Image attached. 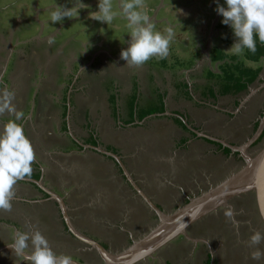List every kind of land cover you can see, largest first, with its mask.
Wrapping results in <instances>:
<instances>
[{
    "label": "crops",
    "instance_id": "obj_1",
    "mask_svg": "<svg viewBox=\"0 0 264 264\" xmlns=\"http://www.w3.org/2000/svg\"><path fill=\"white\" fill-rule=\"evenodd\" d=\"M74 2L37 0L33 5L14 0L0 6V74L8 70L1 76L3 81L0 77V93L8 90L13 94V105L24 114L18 123L24 126L36 153L32 175L14 186L11 211H0V264H27L15 257L7 244L13 242L17 231L33 230L41 231L56 253L70 255L74 264H113L87 240L98 242L117 256L132 245L134 237L157 224L159 216L148 200L172 213L187 195L196 197L221 182L213 175L216 170L200 165L204 163L200 153L203 140L187 133L186 142L180 140L177 146L171 125L167 127V120L159 118L163 115L155 119L145 116L147 107L132 119L130 79L149 104L156 89H167L166 79L156 71L152 73L153 89L147 79L151 74L144 71L148 66L134 70L120 59L130 34L123 41L126 36L121 35L122 27L116 21L109 29L107 23L89 17L98 10L99 0H83L87 8L76 18L50 22L51 10L58 5L72 7ZM119 3L113 2L117 11ZM49 36L55 37L52 45L47 43ZM53 61L64 63L63 73L53 69ZM107 78H113L116 87H106ZM174 87L169 86L170 94ZM186 98H178L173 108L184 111L181 116L185 122L190 123V118L197 123L199 105L196 108ZM214 104L220 110L226 103ZM258 104L263 108L264 98ZM224 106L231 112L227 104ZM116 108L122 112L123 121L116 117ZM205 114L209 120L214 118L211 110ZM9 119L14 117L0 115V130ZM144 213L156 215V220L148 218L146 225L155 224L145 229L140 227ZM126 222L140 228L132 229ZM91 229L99 238L89 236ZM152 260L151 264H156V257L137 264ZM178 261L173 262L189 263L185 257H178Z\"/></svg>",
    "mask_w": 264,
    "mask_h": 264
},
{
    "label": "rangeland",
    "instance_id": "obj_2",
    "mask_svg": "<svg viewBox=\"0 0 264 264\" xmlns=\"http://www.w3.org/2000/svg\"><path fill=\"white\" fill-rule=\"evenodd\" d=\"M13 1L14 0H0V6L12 3ZM36 1L37 0H25V2L33 5L36 4ZM112 2H114V0H112ZM143 2L145 4L143 11L154 22L155 30L163 33L165 28L171 26L175 32V36L169 45V55L166 58L161 59L159 57H153L144 64L145 66H148L144 69L145 73L151 74V76H147L149 86H153V89L155 87V77H152V73H155L156 71L159 77L166 79L167 89H156L154 98L149 104L141 98L142 96L140 95L138 84L133 86V79H130L129 83L132 88L130 90L129 103L131 105L130 115H132V119L135 117L138 118V115L145 107H147L144 114L145 116H150L155 119L156 115H163V117L159 118H165L167 120V127L168 125H171V137H174L173 142L178 146V141L183 140L186 142L188 137L187 135L185 137L179 135V133H182L180 130H186L192 136L200 137L197 133L198 131L194 127L199 128L201 127V124L195 122L188 124L185 122V119L181 116V114H184V111L173 108V104H176V102L178 103L179 99L187 97L186 99L190 101L188 103L193 104L196 108L199 105L200 110H202V108H207L208 112L211 110L214 114L212 120L203 116V118L207 119L206 128L208 127L207 130L212 133L216 132V135L219 131L220 133L223 132L224 136H215V138L218 137L220 139L222 144L213 141L214 139L212 137H201L202 139H200L203 140L204 143H208L210 146H215L217 144L216 147H222L225 151L219 156V153L217 152L211 153V157L204 162V167L207 166V169L209 170L218 169V167H220L218 177H216V173H213L218 180H226L229 177H234L238 174L241 165L245 164L237 158L239 153L235 152V148H244L248 146L245 150L247 151L246 155L249 153L254 154L257 149H261L264 145V138L254 146L252 145L254 143H252V141L256 139L260 129L258 130V128L255 127L253 120H250L247 123L244 132L240 134L242 139L236 140L239 141L236 143L229 142V139L232 138V134H236L237 127L241 126V122L243 123L242 119L247 120L251 117V111L249 110L248 112H245V114H243L244 112H241L239 115L238 112L240 108H234V110L231 109V112L225 111L224 105L226 104H223L219 110V105H215L214 103L227 99H230L231 101V98L237 96L238 101L235 104H240L241 108L248 109L250 104L254 103L255 96H258L256 99L257 102H261L262 98H264L262 88V86L264 87L263 52L258 51L257 48L255 53L245 49L243 55L238 56L229 51L236 38L230 26L222 24L221 21L223 17L216 12L218 3L223 4L224 0H143ZM113 6L115 9L116 6L114 4ZM114 21H116V24L121 25L122 29L120 33L122 36H126L123 37L122 40L127 41L126 38L130 31L127 27L128 21L124 19L122 15H117ZM111 25H107V27L111 29ZM260 54L261 57H259ZM53 62L56 65L53 69L63 73L65 69L64 63L60 61ZM243 65L246 67L249 66V68H251L250 66L252 65L253 69H245L243 68ZM139 68H141V66ZM132 69L137 70L138 68L133 67ZM6 71L8 70L4 69L3 72H1L2 74H0V77ZM78 73L79 72L72 75L69 78V81L72 82L73 78ZM1 80L3 81L2 77ZM79 80L81 81V79ZM112 80L111 78L105 80L106 87H116L114 82H111ZM169 86L176 87L172 90V94L169 93ZM139 100L140 103H138ZM182 106H184V103H182ZM195 110L196 109H194V111ZM207 111L204 112L208 113ZM218 112H220L219 115L216 114ZM234 112L236 115L233 114ZM198 114L201 115L200 112H198ZM116 117L119 118L120 121H123L122 112L119 108H116ZM189 121L191 122L190 118ZM199 121L202 123L201 120ZM175 125L179 126V129H177L178 127L176 128ZM245 136H247V138ZM226 145H233L234 147L232 148L234 149L229 148ZM159 146L163 147V145L158 144L157 147ZM251 146L253 147L251 148ZM218 157L219 159L217 160ZM212 161H214V163L216 161L218 166L216 165L215 167H212L210 164ZM203 193H200L198 196H202ZM154 196L158 197L157 194H154ZM140 203L145 206L142 201ZM246 212V215H249V217L246 219L248 224L245 225L248 226L245 230V236L241 232L242 228H240V225L237 229L234 228L232 231H226L222 227H215L216 245L226 246V248L230 249L231 253L233 251H242L244 249L243 253L245 258L247 257L250 262L253 264H264V259H261L259 262L251 259V253L256 249L255 247L249 246V237L255 231L264 232L262 218L259 215V211L254 208L253 211L251 208V211ZM252 213L257 217L258 227H255L252 222ZM217 223L220 224V222ZM241 223L243 224L245 222ZM126 225L128 226V224ZM104 234L108 235L107 233ZM140 234L141 233L138 235ZM207 242L211 244L210 240ZM166 246H169V244ZM60 247L63 248V245L61 244ZM217 247L218 246H215L213 251H216ZM259 247L264 248V243ZM54 249L59 250L60 248ZM178 257L183 258L184 255L179 254ZM232 258L237 260L235 257ZM160 259L158 260L160 261ZM157 261L155 262L156 264H158ZM151 263H153V260L150 264ZM239 263L249 264L245 259L239 260ZM228 264H232V262H228Z\"/></svg>",
    "mask_w": 264,
    "mask_h": 264
},
{
    "label": "clouds",
    "instance_id": "obj_3",
    "mask_svg": "<svg viewBox=\"0 0 264 264\" xmlns=\"http://www.w3.org/2000/svg\"><path fill=\"white\" fill-rule=\"evenodd\" d=\"M97 7V11L89 13L93 20L111 25L117 15H122L128 21L130 39L128 46L122 49L120 59L129 68L143 66L153 57L163 59L169 55V45L175 32L171 26L165 28L163 33L156 31L154 22L143 11V0H120L118 11L114 9L112 0H99ZM84 8L87 5L83 0H75L72 7L58 5L50 11V22L62 23L65 18H76ZM216 12L223 17L222 24L230 26L236 38L229 49L232 54L243 55L245 49L255 53L257 38L264 44V0H224L223 4L218 3ZM47 43L54 44L55 37L49 36ZM12 95L8 90L0 93V115L8 113L14 117L0 130V211L5 212L12 209L15 184L32 175L31 165L36 159L33 143L26 135L24 126L18 123L24 114L13 105ZM224 215L233 219L231 210H226ZM260 215L264 216V209H261ZM183 227L186 225H181ZM262 243L264 232L255 231L249 237V246L256 249L251 253L253 261L264 259V248L259 247ZM7 247L15 257L27 264H74L70 255L56 253L39 230L17 231L13 242ZM160 261L174 264L168 260Z\"/></svg>",
    "mask_w": 264,
    "mask_h": 264
},
{
    "label": "flooded vegetation",
    "instance_id": "obj_4",
    "mask_svg": "<svg viewBox=\"0 0 264 264\" xmlns=\"http://www.w3.org/2000/svg\"><path fill=\"white\" fill-rule=\"evenodd\" d=\"M248 87H249V85H248ZM237 101H238V97L235 96L234 98H231V101H230V99H227V100H224L223 102H225L227 104V106H229L233 110H234V108H237V109L240 108V110L238 112L239 115L241 114V112H244L243 114H245V112H247V110H250L253 113L252 116L254 115V119H252V118H248L247 120L242 119L243 123L241 122V126L237 127L236 134L235 133L232 134V138L229 139V142H233V143L239 142L236 140L242 139V136H240V134L244 132V129L247 126V123L250 120H253L255 127L258 128V130L260 129L258 135L256 136V139H254L252 141V143L254 142L252 144L254 146L258 142H260L261 139L264 138V125H263L264 107L262 108V106L260 104H258L257 101H255V104L254 103L250 104L249 108L245 109V108H241L240 104H235ZM198 112H200L201 115L198 114ZM233 114L236 115V113H233ZM196 116L198 117L197 118V120H198L197 124H201V127L197 128V129L202 131V132L201 131L197 132L198 135L200 136L197 138L198 139H200L201 137L208 138L213 134L214 135L213 141H215L216 143L222 144V142L220 141V139L218 137L215 138V136H224L223 132L220 133V131H219L220 129L218 130L219 132L216 135V132L212 133L209 130H207L208 127L206 128V126H205V128H204L203 116L204 117L206 116L205 112H203L199 109L198 111H196ZM199 120H201L202 123H200ZM190 123H193V122L191 121ZM206 125H207V123H206ZM181 132L182 133H180V135L182 137L186 136V134L188 133L186 130H183V129ZM245 137L247 138V136H245ZM202 145H204L202 147L203 151L200 153H202V156L204 158V162H206L208 160V158L211 157V153L217 152V153H219L218 154V156H219L223 153V151H225V149L222 147H218V146L216 147L217 144L215 146H210L208 143L205 142ZM226 146H228L229 148L234 147L233 145H226ZM238 146H239V144H238ZM253 146H251V148ZM247 147L248 146H246V148ZM232 149H234V148H232ZM235 152L239 153L237 158H239L240 161L245 163L246 162L245 153L247 151H245L243 153L242 151H238L237 148H235ZM218 159H219V157L217 158V160ZM199 163H201V162H199ZM210 164L212 167H215L217 165V162L215 161V163H214V161H212ZM200 165L204 166V163L200 164ZM204 168L207 169V166ZM213 170H216L218 172V171H220V167H218V169H213ZM123 171L125 173L124 169H123ZM218 176H219V172L216 173V177H218ZM204 186L206 187V184ZM190 194H192V193H190ZM192 196H194V195L193 194L191 196L187 195L186 199H181L180 200L181 204H179V205L183 206V205H186L187 203H189L191 201V199L195 197V196L194 197H192ZM229 202L232 206H230V207L221 206V207H219V209H217L216 212H210V213L206 214L205 216L202 217V219L197 220L190 227H188L186 233H181L178 237H176L174 240H172L169 243V246H165V247L158 249L156 252L157 257H159L158 259L161 258L162 260H168L170 262L175 261L178 263V256L177 255H179V254L184 255L185 254L184 257L189 261L188 264H193V263L194 264H228V262H231V261L239 263V260H244V259L246 260V262H249V264H253L252 262H250L248 260L247 257L245 258V255L243 253L244 249L242 251L237 250V251H233L231 253L230 249L226 248V246L216 245L217 243L215 242V234H216L215 227H222L226 231H228V230L232 231L234 228L237 229V227H239V225H240V228H242L241 232L244 235L245 230L247 229V226H248V225H245V224H248L246 222V219L249 217V215H246V213H247L246 211H251V208H252V211H253V208L258 210V208H256V207H258V205H257V194L254 190H249L248 192L243 191L240 194L233 196L231 199H229ZM179 205H176V207H174V208L178 209L180 207ZM226 210H231L233 212V219H228L225 217L224 213ZM153 215H150L148 217V215L146 213H144L143 214L144 219H143L140 227L143 225V229H145L146 226L147 227H151V225L153 226L155 223H153V224L150 223V224L146 225L147 221L149 222V220H150L148 218L152 219V218L156 217V215H154V216ZM256 218L257 217L252 213L251 214L252 222L255 225V227H258L257 226L258 221ZM157 221H156V223H157ZM93 222H96V221H93ZM217 222H220V224H218ZM241 222H245V223L242 224ZM229 223H230V225H229ZM126 224H128V222H126ZM217 225H219V226H217ZM241 225H243V226H241ZM128 226L131 227L132 229H134L135 227L140 228L138 225H135V226L133 224L131 225V223H130V225L128 224ZM120 227H122V226L115 227L114 230L120 229ZM92 231H89V236H91L95 239L99 238L98 235H96L98 232H94V231L92 232ZM227 236H228V234H227ZM130 239L132 240V238H129V240ZM209 240H210L211 244H209L207 242ZM215 246H218L217 250L213 251ZM213 252H216V253H213ZM232 257H235L237 259V261L235 259H233ZM257 262H259V261H257Z\"/></svg>",
    "mask_w": 264,
    "mask_h": 264
},
{
    "label": "water",
    "instance_id": "obj_5",
    "mask_svg": "<svg viewBox=\"0 0 264 264\" xmlns=\"http://www.w3.org/2000/svg\"><path fill=\"white\" fill-rule=\"evenodd\" d=\"M237 150L244 152L246 147L237 148ZM245 160V164L234 177L221 180L202 196L192 198L189 203L180 206L172 213L164 212L147 198L156 210L159 220L148 232L139 235L140 237H134L132 245L119 255H111V252L94 240L88 239L87 241L97 248L103 258L112 259L113 264H137L147 257H156L158 249L169 244L181 233H186L188 227L206 214L216 212L221 206H232L229 199L243 191L254 190L256 192L260 215L261 209H264V145L254 154H245ZM260 217L264 224V216L260 215ZM181 225H186V227L181 228Z\"/></svg>",
    "mask_w": 264,
    "mask_h": 264
},
{
    "label": "trees",
    "instance_id": "obj_6",
    "mask_svg": "<svg viewBox=\"0 0 264 264\" xmlns=\"http://www.w3.org/2000/svg\"><path fill=\"white\" fill-rule=\"evenodd\" d=\"M257 49H258V51H261V52H263L262 54H264V44H261L259 41H258V38H257V47H256ZM259 57H261V54L259 55ZM251 67V66H250ZM243 68H245V69H253L252 67L251 68H249V66L248 67H246L245 65H243ZM171 264V263H170Z\"/></svg>",
    "mask_w": 264,
    "mask_h": 264
},
{
    "label": "bare ground",
    "instance_id": "obj_7",
    "mask_svg": "<svg viewBox=\"0 0 264 264\" xmlns=\"http://www.w3.org/2000/svg\"><path fill=\"white\" fill-rule=\"evenodd\" d=\"M246 154V153H245Z\"/></svg>",
    "mask_w": 264,
    "mask_h": 264
}]
</instances>
